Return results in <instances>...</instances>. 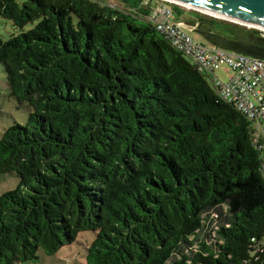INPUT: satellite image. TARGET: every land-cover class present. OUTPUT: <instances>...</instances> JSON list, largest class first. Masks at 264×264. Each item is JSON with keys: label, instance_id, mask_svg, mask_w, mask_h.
Returning <instances> with one entry per match:
<instances>
[{"label": "trees", "instance_id": "1", "mask_svg": "<svg viewBox=\"0 0 264 264\" xmlns=\"http://www.w3.org/2000/svg\"><path fill=\"white\" fill-rule=\"evenodd\" d=\"M144 1L0 0L21 31L0 36V67L31 108L0 140V175L20 179L0 196V264L54 255L87 231V264H264L254 125ZM212 213L221 228L208 245Z\"/></svg>", "mask_w": 264, "mask_h": 264}, {"label": "built area", "instance_id": "2", "mask_svg": "<svg viewBox=\"0 0 264 264\" xmlns=\"http://www.w3.org/2000/svg\"><path fill=\"white\" fill-rule=\"evenodd\" d=\"M144 5L151 9L148 21L156 27L170 45L191 59L196 70L207 78L225 103L233 106L253 123L254 145L264 152V59L197 41L184 19L178 18L175 14L177 9L186 10L187 8L172 0H145ZM257 30L264 33L263 30ZM224 68L229 71L226 79L218 74ZM220 218L218 213L211 214L210 219L214 222L213 224L206 222L208 227L210 225V229L206 228L205 231L199 232L201 242L208 245L216 242L217 231L221 228ZM194 239L195 237L191 238L192 241ZM197 249L196 243L195 250Z\"/></svg>", "mask_w": 264, "mask_h": 264}, {"label": "rangeland", "instance_id": "3", "mask_svg": "<svg viewBox=\"0 0 264 264\" xmlns=\"http://www.w3.org/2000/svg\"><path fill=\"white\" fill-rule=\"evenodd\" d=\"M115 6L121 3L117 1H111ZM187 10V9H186ZM194 11V10H190ZM182 9H177L176 16L180 19L189 18L192 13H185ZM204 17L212 18L227 25H233L239 28L247 29L249 31H259L255 28L246 27L239 23L231 22L228 20L216 19L208 15L200 13ZM32 25L25 28V32L32 29ZM21 31L14 26V24L0 17V36L5 40H9L14 34H19ZM262 32V31H260ZM192 36L199 42L211 45L206 42L200 35L191 30ZM228 69H222L218 74L226 79L228 76ZM31 108L23 103L19 102L11 97L8 87V74L5 66L0 67V140L6 130L14 127L16 124L27 125L29 120ZM20 185V179L16 174L0 175V196L14 192ZM96 238V233L92 231L82 232L77 240L72 244H66L56 254L47 255L42 250L39 252V258L30 262L21 264H87V249L92 245Z\"/></svg>", "mask_w": 264, "mask_h": 264}, {"label": "water", "instance_id": "4", "mask_svg": "<svg viewBox=\"0 0 264 264\" xmlns=\"http://www.w3.org/2000/svg\"><path fill=\"white\" fill-rule=\"evenodd\" d=\"M213 13L224 19L264 29V0H174ZM197 11V10H194ZM200 12V11H198ZM202 13V12H201ZM214 18V17H213ZM217 19V18H216ZM207 41L220 48L264 59V50L245 46L220 35H207Z\"/></svg>", "mask_w": 264, "mask_h": 264}, {"label": "flooded vegetation", "instance_id": "5", "mask_svg": "<svg viewBox=\"0 0 264 264\" xmlns=\"http://www.w3.org/2000/svg\"><path fill=\"white\" fill-rule=\"evenodd\" d=\"M184 11L192 13L189 18L184 19V21L193 32L200 35L206 42H209L207 41L206 36L213 34L242 43L245 46H252L264 50V33L262 32L249 31L233 25H227L218 20L204 17L197 11Z\"/></svg>", "mask_w": 264, "mask_h": 264}, {"label": "bare ground", "instance_id": "6", "mask_svg": "<svg viewBox=\"0 0 264 264\" xmlns=\"http://www.w3.org/2000/svg\"><path fill=\"white\" fill-rule=\"evenodd\" d=\"M172 1H174V0H172ZM174 2L177 3V4H179V5H181V6H183V7H185V8H187V9L197 10V11H200V12H202V13L208 15V16L214 17V18L222 19V20H227V19H224V18H222L220 16H217V15H215L213 13H210V12H207V11H204V10H201L199 8H195V7L191 6V5H188V4H185V3H182V2H178V1H174ZM228 21H231V20H228ZM231 22H234V21H231ZM235 23H239L241 25H244V26H247V27H250V28L260 29V30H263L264 31L263 28H260L258 26L246 25V24H243V23H240V22H235Z\"/></svg>", "mask_w": 264, "mask_h": 264}, {"label": "crops", "instance_id": "7", "mask_svg": "<svg viewBox=\"0 0 264 264\" xmlns=\"http://www.w3.org/2000/svg\"><path fill=\"white\" fill-rule=\"evenodd\" d=\"M263 156H264V154H263Z\"/></svg>", "mask_w": 264, "mask_h": 264}]
</instances>
